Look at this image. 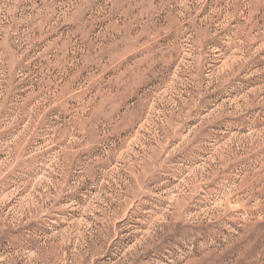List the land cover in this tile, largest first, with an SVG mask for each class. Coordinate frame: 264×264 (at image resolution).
I'll return each instance as SVG.
<instances>
[{"label":"rangeland","instance_id":"obj_1","mask_svg":"<svg viewBox=\"0 0 264 264\" xmlns=\"http://www.w3.org/2000/svg\"><path fill=\"white\" fill-rule=\"evenodd\" d=\"M0 264H264V0H0Z\"/></svg>","mask_w":264,"mask_h":264}]
</instances>
